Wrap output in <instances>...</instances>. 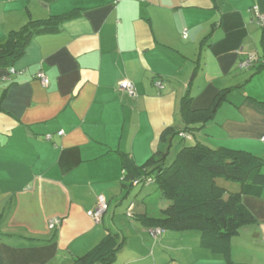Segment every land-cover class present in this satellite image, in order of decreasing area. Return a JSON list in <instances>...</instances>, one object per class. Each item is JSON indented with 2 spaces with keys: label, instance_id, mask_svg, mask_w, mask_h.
Listing matches in <instances>:
<instances>
[{
  "label": "crops",
  "instance_id": "crops-1",
  "mask_svg": "<svg viewBox=\"0 0 264 264\" xmlns=\"http://www.w3.org/2000/svg\"><path fill=\"white\" fill-rule=\"evenodd\" d=\"M256 7L264 12V0H0V43L30 18L78 9L34 35L16 72L0 68L2 264H74L115 230L122 247L97 264H264V192L244 197L256 221L232 237L228 262L201 245L199 230L155 238L138 217L152 215L158 193L134 204L122 182L123 153L141 165L165 128H184L188 93L198 109L236 87L192 140L264 157V67L239 65L264 57ZM125 79L135 96L120 89ZM99 195L109 208L97 221L88 211ZM156 203L158 215L170 205Z\"/></svg>",
  "mask_w": 264,
  "mask_h": 264
},
{
  "label": "trees",
  "instance_id": "trees-1",
  "mask_svg": "<svg viewBox=\"0 0 264 264\" xmlns=\"http://www.w3.org/2000/svg\"><path fill=\"white\" fill-rule=\"evenodd\" d=\"M255 12L258 23V14L264 12H260L258 8ZM77 13L78 9H74L46 19L30 18L20 28L10 30L5 42L0 43V68H9L10 73L16 72H11V69H15L26 53L34 35L57 30L62 21ZM183 38H187V33L186 36L183 34ZM253 67L262 68L264 62L258 61ZM235 89L236 87L221 89L208 107L198 109L192 107V96L185 94L181 101L184 128H165L160 137L159 148L141 165L136 164L128 154H122V182L126 191H131L133 186L140 183L154 181L159 186V194L154 197V201L161 199L170 203L161 210L160 215L143 214L138 219L150 229H163L162 234L168 230H199L201 245L228 262H231L232 237L239 233L242 226L256 221L246 206L244 197L262 196L264 157L247 150L228 146L214 148L198 140L193 142L192 135H195L196 127L198 129L214 119L221 105ZM2 109L0 103V111ZM176 136L193 143L183 145L173 161L166 164ZM122 240L119 231H109L86 254L76 258L74 264H97L100 261L108 263L122 247Z\"/></svg>",
  "mask_w": 264,
  "mask_h": 264
},
{
  "label": "built area",
  "instance_id": "built-area-1",
  "mask_svg": "<svg viewBox=\"0 0 264 264\" xmlns=\"http://www.w3.org/2000/svg\"><path fill=\"white\" fill-rule=\"evenodd\" d=\"M258 23L261 25H264V13L258 14ZM185 36H186V33H185ZM257 61L264 62V57H260V59H259V57H257V56H253V55L249 56V57L241 60L240 66L242 68H250ZM14 71H15V69H11V72H14ZM38 77H39L43 86L49 85V78L47 77V75L44 72H40L38 74ZM156 85L158 87H161L162 82L160 80H158V81H156ZM119 87H120V89L128 92V94H130L132 96L136 95V88H135V86L131 80H128V79L123 80L119 84ZM59 133L62 134L63 131H61ZM262 140L264 141V134L262 135ZM107 210H108V201L104 195H100L98 198L97 206L94 209L88 211V215L98 221V220H101V218L103 217L104 213ZM129 215L131 216L132 213L129 212ZM61 222H62V220L60 218L55 217V218L50 219L48 225L50 228H54L55 226L60 225ZM163 232H164V230L161 228H158V227L151 229V233L155 238L162 235Z\"/></svg>",
  "mask_w": 264,
  "mask_h": 264
},
{
  "label": "rangeland",
  "instance_id": "rangeland-1",
  "mask_svg": "<svg viewBox=\"0 0 264 264\" xmlns=\"http://www.w3.org/2000/svg\"><path fill=\"white\" fill-rule=\"evenodd\" d=\"M253 66H254V64H253ZM240 68H242V67L240 66ZM155 84H156V82H155ZM195 141H193V142H195ZM193 142L192 141L191 142L190 141H185V140H183V139H181V138L176 136L174 138V141H173V147H172V150H171V154L169 155V157H168V159L166 161V164H170L173 161V159L175 158V155L178 153V151L180 150V148L183 145H185V144L188 145V144H191ZM148 193H151V194H157L158 193L159 194V186H158V184L156 182L150 181V182L140 183L139 185L133 186L129 196L131 197V200L134 201V204L135 203L136 204L139 203V205H141V204H143L144 198H147L146 196L148 195ZM146 202H147V200H146ZM116 204L117 203H115V205ZM148 204L149 205H147V206L150 208V212H152V215H158V212H154V210L152 208V206H154V207L157 206L156 201L151 200L150 202H148ZM117 211H120V213L122 215H126V212H125V210H123V207H119ZM134 211H135V213H139L136 209ZM123 212H124V214H123ZM112 213H113V211L109 212V214H112ZM118 217H119V215H118Z\"/></svg>",
  "mask_w": 264,
  "mask_h": 264
},
{
  "label": "clouds",
  "instance_id": "clouds-1",
  "mask_svg": "<svg viewBox=\"0 0 264 264\" xmlns=\"http://www.w3.org/2000/svg\"><path fill=\"white\" fill-rule=\"evenodd\" d=\"M132 213V212H131ZM134 214L132 213V215L131 216H133ZM151 230V229H150Z\"/></svg>",
  "mask_w": 264,
  "mask_h": 264
}]
</instances>
